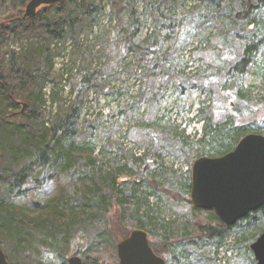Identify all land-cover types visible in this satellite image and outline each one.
I'll return each instance as SVG.
<instances>
[{
    "label": "trees",
    "instance_id": "16d2710c",
    "mask_svg": "<svg viewBox=\"0 0 264 264\" xmlns=\"http://www.w3.org/2000/svg\"><path fill=\"white\" fill-rule=\"evenodd\" d=\"M28 1L0 0V137H7L4 145L0 143V190H6L4 198L0 196V243L9 262L69 264L67 255L73 253L84 262L117 264V244L132 230L143 229L154 251L165 259L172 256L174 264L183 256L177 248L185 243H213L215 258L235 230L229 253L245 248L251 256L247 264H257L250 245L264 228L250 223V217L257 218L258 211L264 215V206L227 226L214 210L193 206L191 168L183 172L166 165L164 157H218L249 133L264 135V118L260 125L243 121L254 111L250 104L258 89L257 97L264 102V0H199L181 17L176 7L189 0H60L24 18ZM139 3L146 7L143 14ZM106 6L118 29L113 49L100 67L85 68L74 79L67 107H60L52 118L45 116L44 87L64 81L63 74L54 70L60 53L51 49V41L64 32L75 35L78 28L94 27ZM150 18L154 29L141 39ZM211 26L218 34L207 40H216L221 49L213 59L217 70L200 77L179 68L199 31ZM12 40L21 44L19 49L9 47ZM233 41L242 42L239 50ZM203 43L202 39L199 47ZM111 58L118 60L115 66ZM127 58L129 66L139 71L141 92L131 96L128 110L146 102L138 129L145 139L140 144L147 142L149 149L107 160L89 134L77 139L79 120L89 92L109 87L111 79L124 73L122 61ZM251 70L262 87L245 86ZM183 79L200 83L213 100L202 101L198 109L197 119L203 121L200 136L187 134L181 123L154 109L168 83L176 81L183 87ZM57 96L53 91L52 100ZM26 162L46 169L52 191L27 199L16 196L18 180L31 176L21 168ZM161 194L188 206V219L166 218L162 203L154 201ZM107 247L114 253L103 258ZM41 250L40 260L34 259L35 251Z\"/></svg>",
    "mask_w": 264,
    "mask_h": 264
},
{
    "label": "rangeland",
    "instance_id": "374dc122",
    "mask_svg": "<svg viewBox=\"0 0 264 264\" xmlns=\"http://www.w3.org/2000/svg\"><path fill=\"white\" fill-rule=\"evenodd\" d=\"M198 3L199 0H189L186 6L179 3L176 7L178 17H181L191 6ZM2 9L4 10V6ZM145 9L144 3H139V12L143 14ZM164 12L167 13V10ZM109 14L110 9L106 6L105 10L99 14L98 24L94 27L78 28L75 35L64 32L62 38L51 41V49L60 53L54 60V70L56 73L63 74L64 81L57 86L50 82L44 87L43 93L46 102L42 106L41 112L45 116L52 118L60 107L69 105L74 79L76 80L77 76L85 68L95 69L106 61V56L110 54L114 47L113 38L118 34L116 23ZM153 29L152 18H150L143 28L141 39H144ZM215 32L217 35L218 31L213 26L203 27L199 31V36L195 38L194 44L187 47L179 68L186 67L187 72L193 70L196 74L192 73L200 77L207 73H214L217 69L213 64V59L221 53V49L217 47L216 40H212L209 43L207 39H210ZM202 39L204 43L202 47H199ZM232 43H234V48L238 50L240 45L242 46V42L233 41ZM20 45V43L12 40L9 47L11 49H19ZM209 45L210 48H208ZM167 47L168 44L165 48ZM197 47H199V50L193 51ZM117 61L113 60V58L110 59L113 66L116 65ZM130 61L131 59L129 58L122 61L123 65H125L122 66L125 67V71L111 79L109 87H106V89L95 88L89 92L84 101V108L79 120L80 130L77 139L85 137L82 133L89 134L90 138L95 141L97 152L104 149L107 160L130 155L131 153L137 156L143 153L145 149H149L147 142L140 144L141 140L145 139H143L138 129V122L143 119L147 107L146 102L143 101L141 108L133 112L128 110L131 96L141 93H138L140 89L139 71L137 72L136 69L129 66ZM226 65L227 62L225 63V68H228L229 65ZM191 76L192 74L188 77ZM198 76H196V79ZM182 83L184 85L180 87L176 81H170L167 88L161 91L164 96L161 97L159 105L154 106V109H160L159 116L166 115L165 117L167 119L170 118L172 122L181 123L182 127L186 128L187 134H195L196 132L200 136L203 129V121L197 119L198 109L204 100L210 104L213 101L212 97L200 83L194 85L192 82L186 81V79H183ZM244 84L245 86L256 85L262 87L261 79L257 78L252 70L245 76ZM157 87H159V84ZM259 90L255 92V99L250 104L254 111L250 116L244 117L243 120L246 122L251 121L258 125L262 124L261 120L264 118V102H261L257 97L261 94V90ZM53 91L58 94L55 100L51 98ZM150 95L151 92L149 91L148 96ZM6 138V135L3 134L0 137V143L4 145ZM164 160L166 165H175L176 168L181 167L183 172L188 171L190 168L192 169L191 166L195 161L193 157L181 156L176 158L172 155L165 156ZM21 168H24L23 173L28 175L30 173L31 176L28 178L25 176V179L20 178L18 180L16 196L21 199H27L35 197L37 194L47 193L48 190H53V182L46 180L48 175L45 168L28 162L23 163ZM27 168L28 170H26ZM1 174L2 168H0V177ZM4 195H6V190L1 189L0 196L4 198ZM154 201L162 203V209L166 211V218L168 217L170 220L179 218L181 222H184V219H188L191 213L188 206L182 201L170 198L165 194L154 198ZM258 212L257 218H254V216L250 217V223L255 224L259 228H264V215L261 214V211ZM185 228L187 229V225H185ZM236 233L235 230L230 233L225 239L223 246L219 248L215 258L213 243L208 242L206 245L197 243L196 246L185 243L188 245L183 244L176 250L178 254L183 251L182 258H177V261H179V264H213L214 261L217 264H247L251 256L245 248L229 253V249H231L230 247L233 244L231 241L237 235ZM111 248L107 247L105 249V252L102 253L103 258H109L108 255H111L112 252L114 253V249ZM41 252L42 250L35 251L34 259L40 260L38 257ZM62 253L66 254L65 251ZM206 254H208L207 256H213L212 259L206 257ZM67 256L70 258L75 255L69 253ZM172 258V256L166 258L169 264H174L170 261ZM116 260H119L118 254Z\"/></svg>",
    "mask_w": 264,
    "mask_h": 264
},
{
    "label": "water",
    "instance_id": "95a60500",
    "mask_svg": "<svg viewBox=\"0 0 264 264\" xmlns=\"http://www.w3.org/2000/svg\"><path fill=\"white\" fill-rule=\"evenodd\" d=\"M60 0H29L24 18ZM24 105L22 112L27 108ZM191 202L194 207L214 210L227 226H233L248 214L264 206V135L249 133L235 148L218 157H199L192 165ZM257 264H264V232L251 243ZM117 264H167L158 255L147 231L134 229L117 244ZM0 264H11L0 243ZM69 264H106L84 262L79 256L69 258Z\"/></svg>",
    "mask_w": 264,
    "mask_h": 264
}]
</instances>
